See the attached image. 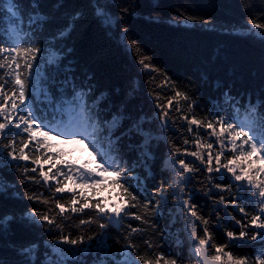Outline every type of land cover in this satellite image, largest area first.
<instances>
[{
  "label": "snow or ice",
  "instance_id": "6c2138e0",
  "mask_svg": "<svg viewBox=\"0 0 264 264\" xmlns=\"http://www.w3.org/2000/svg\"><path fill=\"white\" fill-rule=\"evenodd\" d=\"M0 264H264V0H0Z\"/></svg>",
  "mask_w": 264,
  "mask_h": 264
},
{
  "label": "rangeland",
  "instance_id": "374dc122",
  "mask_svg": "<svg viewBox=\"0 0 264 264\" xmlns=\"http://www.w3.org/2000/svg\"><path fill=\"white\" fill-rule=\"evenodd\" d=\"M64 148V151L68 153V155L65 156V159H73L76 160L77 163H89L91 165L92 157L89 156L88 152L79 150L78 148H75L74 146L68 145V146H61ZM94 166V165H93ZM101 196L105 197H114L115 192L114 191H108L104 190L99 193Z\"/></svg>",
  "mask_w": 264,
  "mask_h": 264
},
{
  "label": "trees",
  "instance_id": "16d2710c",
  "mask_svg": "<svg viewBox=\"0 0 264 264\" xmlns=\"http://www.w3.org/2000/svg\"><path fill=\"white\" fill-rule=\"evenodd\" d=\"M241 118H243V113H241Z\"/></svg>",
  "mask_w": 264,
  "mask_h": 264
}]
</instances>
